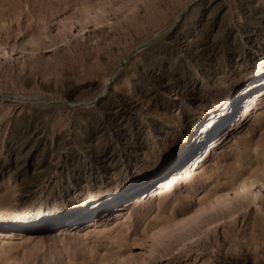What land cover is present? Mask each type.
Instances as JSON below:
<instances>
[{"label":"rangeland","instance_id":"1","mask_svg":"<svg viewBox=\"0 0 264 264\" xmlns=\"http://www.w3.org/2000/svg\"><path fill=\"white\" fill-rule=\"evenodd\" d=\"M198 1L0 0V207L52 216L80 195L131 183L139 187L117 208H94L97 220L109 223L101 233L19 238L6 250L0 247V264H99L114 255L127 257L124 264H264V194L258 206L243 199L167 239L151 235L154 226L188 216L204 191L230 189L252 173L264 177V84L256 81L251 113L243 115L241 99L231 104L224 123L230 135L205 154L206 164L210 155L214 160L210 174L182 180L171 195H151L148 182L161 172L166 177L184 166L198 168L192 153L178 146L196 131L198 108H214L264 57V0H201L194 7ZM238 48L255 59L236 62ZM259 73L264 75L259 69L248 81ZM119 111L132 127L120 128ZM122 139L137 162L126 158ZM29 146L36 155L32 166L12 176L7 166L24 158ZM175 146V154L166 156ZM86 155H114L116 161L86 165ZM89 174L88 182L70 188L72 177ZM79 202L81 218H88L83 198ZM128 208L131 218L116 227L112 211ZM229 212L235 216L207 227Z\"/></svg>","mask_w":264,"mask_h":264},{"label":"bare ground","instance_id":"2","mask_svg":"<svg viewBox=\"0 0 264 264\" xmlns=\"http://www.w3.org/2000/svg\"><path fill=\"white\" fill-rule=\"evenodd\" d=\"M200 1L201 0H199L196 4H194V7L198 6ZM209 1H208V3H209ZM203 4H204V2H203ZM205 7H206V5H205ZM197 9L198 8H196V10ZM205 12H207V11H205ZM195 13H196V11H195ZM212 13H213V11H212ZM203 18H205V17H203ZM203 18H201V19H203ZM252 25H253V23H252ZM201 27H203V25ZM248 33H250V32H248ZM258 33L260 34V32H258ZM255 34H257V33H255ZM189 35H191V34H189ZM192 43H194V42H192ZM232 44H234V43H232ZM234 53L236 54L234 60L236 62H239L240 64L246 63L249 59H255L254 55H251L249 50H246V49L238 48L237 50L234 51ZM231 57H233V56L231 55ZM254 67L255 68H254L253 74L250 77L246 78L244 81H238L234 85V87L230 88L226 92V94H225L224 98L222 99V101L221 102L219 101L220 103H218L210 111H207L204 105H202L201 107L198 108L199 111L196 113V119L194 121L195 122L196 131L193 134L192 133L185 134L183 136V140L180 142V145H178V146H180V149H182V151H184V152L186 151V149H188L187 153H185V154L189 155V154L192 153L190 155L189 159H191L190 161H192L193 166H196L198 168L192 169V171H190L191 169H189V167L187 168V166L186 167L184 166V167H181L180 171H178L176 173L172 172L169 175H167L166 177L164 176L165 172H161L158 177H156V178L154 177V179H152L151 182H148V184L152 183L151 184L152 185V187H151V195L154 198L171 195V193H173V191H174V188L179 183H181L182 180H189V181L190 180L191 181L201 180V179H204L207 175L210 174V169L213 166L212 164H213L214 160H212L211 155H210V159L208 161L209 164H206L207 161H205L206 160L205 159V154L212 147L217 146L223 140V138L226 137V135L229 136L230 133H231L232 128L229 127V126L227 127V123L224 124L226 122V120L229 118V116L231 115V110H229L228 108L236 100L241 99L242 100L241 102H243L245 104V107L243 109L244 110L243 115L245 117H247L251 113L253 105L257 102L253 98V94H255V92H253L252 90L255 88L254 83L256 81L259 84L261 83V85L264 84V75L262 76L259 73L260 76L258 77V79L254 78L252 81H248V79L250 80V78L253 77V75H255V73L258 74L259 69H262L263 74H264V57L261 59L260 62L258 61L256 63V66H254ZM210 74H212V73H210ZM245 81H247L246 86H245ZM195 86H197V85H195ZM150 91H152V90H150ZM200 92H201V90H200ZM131 105H134V104H131ZM116 109L117 108H115V110ZM124 116H125L124 111H119L117 113V115H116L115 121L118 123L120 128L132 127V124H130L129 120L125 121V122L123 121L124 118H125ZM222 125H223V127H222ZM110 126H112V125L110 124ZM225 126H226V130H225L226 133L223 132V128ZM201 127H203L202 130H201ZM219 127H222V128L220 130H218V132H216V130ZM37 133H39V132H37ZM197 134H199L200 136H199V138L197 137L196 140H195L194 137H195V135L197 136ZM37 136H38V134H37ZM130 137H132V136H130ZM101 141H102V139H101ZM119 141H121V147L124 150V154H127L126 158L128 160L133 159V160H135L137 162L138 161V157L136 158V154L133 152L134 150L131 148V145L128 143V141L127 140H123V139L119 140ZM137 141H138V139H137ZM177 143H179V142H177ZM30 145H32V144H30ZM26 147H28V146H26ZM197 147H199V148L197 149ZM176 148H177V146L170 148V150L167 152L166 156L169 155V152H172L173 154H175ZM100 149H101V147H100ZM180 149H179V151H180ZM34 151L35 150L32 147L27 149L25 151V156L22 155V156H24V158L14 159V161L11 162L7 166L9 168H7L6 171L9 172L12 169V171L9 172L12 176L13 175H24V174H26L29 171L30 166H32V165H30V160H31V157L34 154ZM18 153H20V151ZM101 154L105 155L106 152L102 151ZM20 156H21V154H20ZM86 156L88 157L86 165H91L92 163L93 164L97 163L98 166L99 165L107 166V165H110V164H115V161H116V159L114 158V155L109 157L107 160L106 159H102V158L94 159L95 157L94 158H90L89 155H86ZM39 158H40V156H39ZM36 161H37V159H36ZM162 165H163V161L158 166V169ZM1 168H2V166H1ZM35 170H37V169H35ZM38 170H37V172H38ZM34 173H35V171H34ZM90 177H91L90 174L88 176H85L83 179H79V177H74V178L72 177L71 180L69 181L70 188L75 190V187L81 185L83 181L88 182L90 180ZM23 181H24V178H23ZM146 184H147V182H146ZM137 188H139V187L136 186L134 183H131L129 185H122V186H116V187H113V188H108V189H105V190H102V191H99V192H89V193H86V194H83V195H80V196L76 197V199L73 200V201H69V202L64 201L62 203L63 207L59 208L56 211V213L54 215H52V216H46V215L45 216L44 215H37V216H34V217L33 216H27L26 214H23V212H18L16 210H10V209H8L6 207H0V245H1L0 247H2L3 250H6L7 243H13V242L19 240V238H22V239L23 238L24 239L25 238H27V239L29 238L28 240H32V241L35 240L34 242H36L37 240H44L46 237H50V238H53V239H58V238L63 237L65 234H67L69 232H70V234L73 233V234H76V235H82V236H84V238H87L89 235H92L94 233L95 234L101 233V230L107 228L109 226V223H108L107 219H105V220L103 219L104 221H101V222H100V220H97L98 219L99 210H98V208H96L94 210V208L97 207V206L105 208L106 210L108 208L109 209L110 208L112 209L114 207L117 208L120 205L119 203H121L123 201V200H121V201H119V200L125 194H129V193H133L134 194L135 190ZM263 194H264V177L263 176H259L256 173H252V174L242 178L239 182H237L230 189H227V190H214L211 193H208L207 191H204V193L201 194V197L198 198L199 199L198 205L190 212V214L188 216H186L184 218H181V219H177L172 224H170L169 222H168V224H167V222H164V223H161L159 225L154 226L153 229L150 230V231H152L151 235L152 236L161 235V238L167 239L168 237L173 235V233L178 232V231L186 228L188 225H191V224L199 222L200 219H204V217L206 215H208V213H210V212L212 213L215 209L216 210H219V209H221V210L223 209L224 210L226 208H231L235 204H242L243 203V199H247L248 201L251 199L258 206L259 205V201H261L259 199H260L261 195H263ZM81 198H83V201L86 204L85 207L88 208L89 211H90L89 212L90 214H89L88 218L87 217L86 218H84V217L81 218V215H83V214L80 215L81 208H79L80 210L78 209V206L81 204V202H79V200ZM70 200H71V198H70ZM105 201H108L106 206L104 205ZM145 204H143V205H145ZM84 210H87V209H84ZM125 210H127V211L124 212ZM129 211H130L129 208L128 209H124V210L123 209L122 210L114 209V211H112V213L115 214L114 219H113L112 222L116 224V227H120L121 225H124V220H128V219L131 218V216L129 214ZM93 212H95V213H94L93 216H91ZM234 216H235V212H229L227 215L218 217L216 220H213L212 222L208 223L207 227L210 228L213 225H215L218 222H220L222 219L230 218V217H234ZM87 222H90L91 224L87 225V226H83ZM51 228H54L52 230V232H50ZM111 260H113V262ZM111 260L109 262L105 260V261L100 262L99 264H124V262L127 260V257L121 256V255H114L113 257H111Z\"/></svg>","mask_w":264,"mask_h":264}]
</instances>
